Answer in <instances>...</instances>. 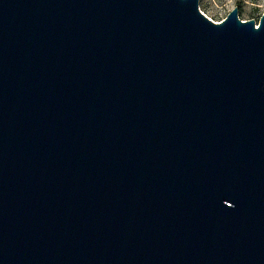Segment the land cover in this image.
<instances>
[{"label": "water", "instance_id": "1", "mask_svg": "<svg viewBox=\"0 0 264 264\" xmlns=\"http://www.w3.org/2000/svg\"><path fill=\"white\" fill-rule=\"evenodd\" d=\"M0 264H264V12L0 0Z\"/></svg>", "mask_w": 264, "mask_h": 264}, {"label": "rangeland", "instance_id": "2", "mask_svg": "<svg viewBox=\"0 0 264 264\" xmlns=\"http://www.w3.org/2000/svg\"><path fill=\"white\" fill-rule=\"evenodd\" d=\"M234 7L241 20L253 19L258 25L264 0H198L199 11L216 22L223 20Z\"/></svg>", "mask_w": 264, "mask_h": 264}]
</instances>
